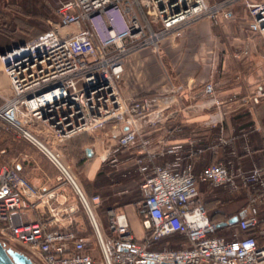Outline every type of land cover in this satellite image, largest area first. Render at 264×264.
I'll return each mask as SVG.
<instances>
[{"label": "built area", "instance_id": "1", "mask_svg": "<svg viewBox=\"0 0 264 264\" xmlns=\"http://www.w3.org/2000/svg\"><path fill=\"white\" fill-rule=\"evenodd\" d=\"M54 2L56 22L48 30L0 54L10 87L1 97L0 134L34 145L60 179L51 187L36 186L16 163L0 164V241L20 245L37 264H264V161L245 168L226 158L195 172L196 156L228 146L233 137L220 129L206 146L191 135L184 144L168 143L172 129L162 123L170 117L164 106L174 91L170 80L150 94L122 88L131 55L159 56L164 37L202 18L232 20L238 5L248 16L249 32L264 41V0ZM263 95L259 86L252 102ZM108 125L106 138L114 136L117 148L137 149L141 197L136 211L147 224L142 239L114 207L105 210L104 231L93 211L100 196L86 195L62 153L35 132L48 130L61 142ZM165 155L172 158L156 161ZM230 155L237 153L232 149ZM200 185L245 193L243 215L226 234H216ZM65 186L75 194L74 202L63 193ZM33 210L39 216L28 219ZM172 235L182 237L179 247H154Z\"/></svg>", "mask_w": 264, "mask_h": 264}, {"label": "crops", "instance_id": "2", "mask_svg": "<svg viewBox=\"0 0 264 264\" xmlns=\"http://www.w3.org/2000/svg\"><path fill=\"white\" fill-rule=\"evenodd\" d=\"M235 11L236 15L232 20L213 21L202 18L179 32L187 33L188 37L196 41L203 36L207 37L208 41L205 42L209 43L206 46L213 52L208 64L207 78L214 82L217 93L213 101L197 100L195 95L187 94L186 100L191 109L185 119H179L180 112L174 113V117L164 120L162 126L163 129H172L166 142L184 144L185 137L191 135L197 138L200 146L209 144L221 129L226 137H233L230 144L234 150L237 149L236 153L243 146L238 160L244 163L241 164L243 167L250 168L260 164L257 155L259 157L264 152V95L257 103L251 100L259 86L264 89V41L247 29L248 16L243 8L238 5ZM7 95L0 93V102L1 97ZM211 130L214 133H210ZM35 132L42 142L62 153L64 159L73 167L77 180V161L82 158V180H79V184L86 195L100 196V204L94 210L97 208L100 211V206L105 210L109 207L116 208L125 217L134 236L137 239L143 238L147 225L136 211V202L141 197V174L135 162L138 156L136 148H117L115 137L111 135H107L103 141L96 138L82 141L71 136L57 142L48 130ZM158 133L161 131L156 135ZM7 134L9 136L0 137V164L16 163L20 173L36 186L51 187L59 182L57 169L43 153L29 142ZM19 147L21 153L17 152ZM226 149L227 146H219L196 156L193 159L195 172L206 163L225 161ZM171 158V155L157 156L156 161L161 163ZM63 189L68 200L74 202L76 198L72 189L68 186ZM38 212L30 211L27 218L37 219ZM78 214L85 221L84 212L80 210ZM104 216L103 219L99 215L97 218L103 230L107 223L106 215Z\"/></svg>", "mask_w": 264, "mask_h": 264}, {"label": "rangeland", "instance_id": "3", "mask_svg": "<svg viewBox=\"0 0 264 264\" xmlns=\"http://www.w3.org/2000/svg\"><path fill=\"white\" fill-rule=\"evenodd\" d=\"M17 1L18 0H0V43H5L1 44L3 46H7L13 42H19L20 40H28L29 37L31 38L35 34L48 30L54 24L53 22H56V17L54 15V0H41L43 4L41 5L42 8L35 4V6L33 5L34 9H30V13H25L26 11L22 9H20L19 12L16 11L17 7L15 2ZM39 1L40 0H38V2ZM33 2L37 1L32 0V4ZM40 13L44 14L41 15ZM48 20L52 21L51 24ZM179 32L164 37L161 43L159 56H153L149 51H142L131 55L129 60L126 61L129 68L126 79H124L125 84L122 83V88L125 89V85L128 91L150 94L157 91V89L160 88V85L165 83V81L170 80L171 84L174 86V91L167 96L168 98H171V100H169V103L164 104V106H166V111L170 115L169 118H173L176 113L180 112L179 119H185L187 113L190 112L189 110L191 109L190 104H188L186 100L187 94L188 96L195 95L197 100L213 101L215 100L213 98L217 92L214 88V82L210 80L208 81L207 78L209 77V74H207L208 64L213 56V52L206 46V43H209L205 42L207 37L203 36L199 41H196V39L188 37L187 33ZM213 40L214 37L211 39V42ZM6 46H4V48ZM168 85H170V83H168ZM207 85L211 87L210 91L208 90ZM0 93L4 95L10 94L9 82L1 63ZM175 110L178 111L176 112ZM106 127L95 132L84 131L78 133V135H73L72 138H78L82 141L93 140V138H96L99 141H103L106 138V133L110 129V125H108V129H106ZM210 133L214 132L211 130ZM20 150L21 147H19V149L17 148L18 153ZM259 159L261 164L264 161V152L260 155ZM79 180H82L80 168L78 169V184ZM201 189L205 192L204 201H211L218 195H222L224 199L228 197L234 198L232 201V211L234 212L239 210L246 203V195L244 192L226 197L225 194L227 193L220 188H211L209 185H202ZM210 206L215 208V202H213V204L211 202ZM99 209L100 211L97 208L96 210H93L94 215L96 219L98 218V215L103 219L105 208L100 206ZM84 222L85 224L88 223L86 215ZM182 242V239L173 236L172 238H166L156 245L157 247L163 245L179 247ZM6 245L26 253V250L23 247L14 244L11 241L6 242ZM34 263L37 264V262Z\"/></svg>", "mask_w": 264, "mask_h": 264}, {"label": "trees", "instance_id": "4", "mask_svg": "<svg viewBox=\"0 0 264 264\" xmlns=\"http://www.w3.org/2000/svg\"><path fill=\"white\" fill-rule=\"evenodd\" d=\"M23 1V2H22ZM25 1V2H24ZM34 1V0H33ZM37 2H33V4H32V0H18L17 2H15V4H16V7H17V10L16 11H20V9H22V10H25L26 12L25 13H30V9L31 8H33L34 6H35V4H36V6H38V7H41L42 8V6L41 5H43L42 4V1L40 0L39 2H38V0H36ZM25 3V4H24ZM39 3V4H38ZM38 4V5H37ZM34 5V6H33ZM34 9V8H33ZM41 15H43L44 13H40ZM55 15V14H54ZM56 17V16H55ZM49 19V18H48ZM48 21H50V24H51V20H48ZM54 23V22H53ZM1 44H5V43H0V46H3V45H1ZM4 46H6V45H4ZM3 46V47H4ZM1 136H9L7 133H2V134H0V137ZM243 147V146H242ZM240 148V151L237 153V156H231L230 155V152H231V150L232 149H234V147L233 146H231V144L229 145V146H227V149L225 150V153L227 154V158H231V159H234V160H236L237 161V163L238 164H244V163H242L240 160H238L239 159V157L241 156V150L243 149V148ZM236 152H237V149L235 150ZM240 153V154H239ZM257 157H258V155H257ZM258 158H260V155H259V157ZM82 158H79L78 159V161H77V165H78V167L80 168V166H81V164H82ZM210 163H212V162H210ZM207 164H209V163H207ZM225 193H227V194H225L226 195V197L227 196H233L234 194H232V193H230V192H228L227 190H225V189H222ZM236 195V194H235ZM234 200V198H226V199H224L223 198V196L222 195H218L217 197H214V199L213 200H209V201H205V206H206V210H207V213H208V215L210 216V218L213 220V221H215L217 224L218 223H223V222H226L230 217H232L233 215H237V214H240V213H242V207L239 209V210H237V211H232V209H233V206H232V204H233V201ZM212 202V204H213V202H215V208H212L211 206H210V203ZM110 203V202H109ZM236 224V223H235ZM235 224H233V225H224V226H220V227H218V229H217V232H216V234L217 235H223V234H226V231H228V230H231V229H233L235 226ZM219 233V234H218ZM173 236H175L176 238H180V239H182V237L181 236H179V235H172V236H170V238H172ZM178 236V237H177ZM169 238V237H168ZM155 248H158L157 247V245H155L154 246ZM168 247H170V245H168Z\"/></svg>", "mask_w": 264, "mask_h": 264}, {"label": "water", "instance_id": "5", "mask_svg": "<svg viewBox=\"0 0 264 264\" xmlns=\"http://www.w3.org/2000/svg\"><path fill=\"white\" fill-rule=\"evenodd\" d=\"M42 33V32H40ZM35 34L33 37H36ZM32 38V37H31ZM30 37L28 40L31 39ZM23 40L19 42H13L8 44L5 48L0 46V54H3L6 50H10L12 47L17 46L19 43H23ZM243 215V213L233 215L226 222L218 223L217 226L233 225L238 219ZM147 225V224H146ZM0 264H35L29 257H27L23 252L7 246L4 242L0 241Z\"/></svg>", "mask_w": 264, "mask_h": 264}, {"label": "bare ground", "instance_id": "6", "mask_svg": "<svg viewBox=\"0 0 264 264\" xmlns=\"http://www.w3.org/2000/svg\"><path fill=\"white\" fill-rule=\"evenodd\" d=\"M219 234V233H218Z\"/></svg>", "mask_w": 264, "mask_h": 264}]
</instances>
